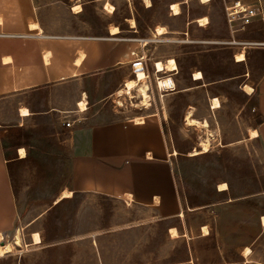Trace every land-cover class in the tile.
Listing matches in <instances>:
<instances>
[{"label":"rangeland","instance_id":"374dc122","mask_svg":"<svg viewBox=\"0 0 264 264\" xmlns=\"http://www.w3.org/2000/svg\"><path fill=\"white\" fill-rule=\"evenodd\" d=\"M145 1L36 0L50 30L95 38L109 36L108 28L117 26L116 39L135 41L136 48L130 51L131 63L118 73L26 94L32 109L26 117L11 110L16 97L0 104V142L16 205L15 225L3 243L13 242L17 231L23 242L0 257V264H264V150L259 138L249 137L260 115L255 93L242 88L253 87L264 72V21L259 16L247 24L229 21L225 8L233 0ZM106 2L112 12L104 8ZM175 2L178 14L170 8ZM74 5L81 10L75 12ZM201 16H207L204 25L195 21ZM157 25L167 33L156 35ZM241 51L244 59L236 61ZM140 57L151 105L132 107L123 95L117 97L122 105L112 110L116 96L112 101L106 95L120 74L135 77L132 61ZM170 58L175 70L156 71L155 61ZM197 71L200 79H194ZM158 77L171 78L173 88L158 87ZM83 93L86 109L79 111ZM213 97L220 107H211ZM50 104L56 110H48ZM188 111L208 126H188ZM145 115L161 120L169 152L177 151L169 158L182 215L179 210L165 218L150 207L71 186V159L85 151L91 127ZM65 120L72 125L65 126ZM206 137L208 151L192 156ZM221 182L225 190H218ZM65 190L73 196L55 202ZM169 227H176L178 236H171ZM35 232L39 243H33ZM245 246L252 249L248 255L242 254Z\"/></svg>","mask_w":264,"mask_h":264},{"label":"crops","instance_id":"0c3cea01","mask_svg":"<svg viewBox=\"0 0 264 264\" xmlns=\"http://www.w3.org/2000/svg\"><path fill=\"white\" fill-rule=\"evenodd\" d=\"M38 6L36 0H0V104L16 97V105L11 110L23 107L32 110L26 100V94L30 92L83 81L89 75L118 73L120 68L131 63L130 51L136 48L135 41L116 39L117 33H111L109 28L110 35L106 37L63 36L62 32L50 30L42 23ZM31 23L38 26L32 28ZM46 52H49L47 61L44 58ZM81 53L83 56L77 63ZM126 80L120 74L111 87L112 93L105 97L115 101L116 96L117 105H113L112 110L119 109L121 101L119 103L117 97L121 96L117 91L123 88ZM253 92L260 115L259 124L253 128L257 131L254 138L260 139L264 150V72L254 83ZM85 96L84 93L81 101L85 102ZM132 101L133 98L132 107L147 109L133 106ZM48 110L56 108L50 104ZM135 117L115 119L90 128L85 151L71 159V186L86 194L106 195L150 207L165 218L175 216L179 210L182 215L169 158L177 154H172L175 150L169 152L162 122L152 115L139 116L143 122H136ZM8 163L0 142L2 236L12 230L16 221ZM219 184L218 190L227 188L226 184V188L219 189ZM263 217L261 223L264 226Z\"/></svg>","mask_w":264,"mask_h":264},{"label":"bare ground","instance_id":"6f19581e","mask_svg":"<svg viewBox=\"0 0 264 264\" xmlns=\"http://www.w3.org/2000/svg\"><path fill=\"white\" fill-rule=\"evenodd\" d=\"M205 1L206 0H202V2H205ZM145 2L148 5L150 4V0H146ZM104 8L107 9L109 12L113 11V6L111 4H109V3H107V2L105 3ZM170 8L172 10V14L180 13L179 3H177V2L172 3ZM73 9H74L75 12H78V11L81 10V6L80 5H74ZM130 21H131L132 25L135 23L134 20H132V19ZM195 21L199 25H204V24H206L208 22V19H207V16H201V17H198ZM37 26L38 25L36 23H31L30 24V27H32V28H36ZM109 31L111 33H118L119 32V28L117 26H111L109 28ZM154 32H155L156 35H162V34L167 33V30H166V28L164 26L157 25L155 27V29H154ZM142 46H143V44H142ZM48 54H49V52H46L44 54V58H45L46 61L48 60ZM82 56H83L82 53H81L80 56L78 55L79 58L76 60L77 63L80 62V59H81ZM243 59H244L243 51H241V52H239V53H237L235 55V60L236 61H242ZM154 68L156 69V71L174 70V69L177 68V65H176L175 60L173 58H170V59H167L165 62H162L160 60L155 61L154 62ZM134 69H135V73H136L135 77L127 79L125 81V84H124L123 88H121L120 90L117 91V95L118 96H122L123 94H126L127 96H129V98L132 99V98L136 97V96H134L132 94V90H136L137 91V98L139 99V102L136 103V105L148 108L151 104H150V95H149V92H148L149 86H148V84L145 81L146 72H144V69L142 68V65L140 64L139 61L135 62ZM194 78L200 79L201 78V73L198 72V71L195 72L194 73ZM157 83H158V87H160L163 90L164 89L173 88V86H174V83L172 82L171 78H161V79H159V77H158ZM242 88L245 91V93H247V94H251L253 92V87L250 86L249 84H244ZM119 101L120 100H118V102ZM132 103H133V106H134L135 104H134L133 101H132ZM78 105H79L78 107L80 108L79 111H82V110L85 109V102L84 101L79 102ZM121 105L122 104L120 103V106ZM211 107L212 108L220 107V102H219L218 98L213 97L211 99ZM19 114L21 116H27V115L30 114V112H29V110H27L26 108L23 107V108H21V110H19ZM134 120L136 122H143V119L141 117H139V116H136L134 118ZM185 121H186V124L188 126H196V127H202V128L203 127L206 128L208 126L206 120L205 121H199V120L195 119L193 117L192 111H188V113L186 114V117H185ZM208 136H209V134H208ZM256 136H257V131L255 129H250L249 137L250 138H254ZM201 145H202V150L194 149V151L191 152L190 154L191 155H196V154L208 151L209 138L206 137L203 140H201ZM18 151H19L20 157H23L24 156V152H25L24 149L20 148ZM172 154L176 155L177 154L176 150ZM223 188H226V183H224V182L219 184V189H223ZM71 196H73V192L71 190H65L56 198L55 202H58V201L66 198V197H71ZM263 223H264V217H263ZM203 229H204V231H206L205 227H203ZM169 232H170L171 236H173V237L178 236L177 229L174 228V227H171ZM32 237H33L32 238L33 239V243H39L40 242V236L38 235V233H36V232L33 233ZM3 239H4V237L0 234V257L4 256L5 254H7V253H9L11 251H13L15 246H22L23 245L22 237H21V234H20L19 231H17V233L15 234L13 242H9L8 241V242H4L3 243ZM250 252H251V249L248 246H246V247H244L242 253H243V255H248Z\"/></svg>","mask_w":264,"mask_h":264},{"label":"built area","instance_id":"2783aa9c","mask_svg":"<svg viewBox=\"0 0 264 264\" xmlns=\"http://www.w3.org/2000/svg\"><path fill=\"white\" fill-rule=\"evenodd\" d=\"M264 3L258 0V2L254 3H246L243 2V0H233L231 4L226 6V14L229 21H234L235 19H240L242 24L249 23L254 17L259 16L261 20L264 21ZM143 40L141 41V44H144ZM136 52H132V55H135ZM139 61L142 65V68L144 69V64L141 61L140 58H133L132 61V70L133 73H135L134 65L135 62ZM80 110V108L78 107ZM65 126L70 127L72 125L71 121L65 120L63 122ZM169 155V153H168Z\"/></svg>","mask_w":264,"mask_h":264},{"label":"trees","instance_id":"16d2710c","mask_svg":"<svg viewBox=\"0 0 264 264\" xmlns=\"http://www.w3.org/2000/svg\"><path fill=\"white\" fill-rule=\"evenodd\" d=\"M60 202V201H59ZM58 203V202H57Z\"/></svg>","mask_w":264,"mask_h":264}]
</instances>
